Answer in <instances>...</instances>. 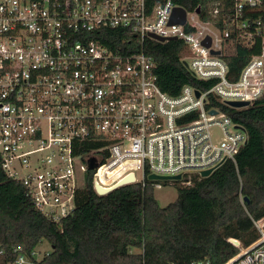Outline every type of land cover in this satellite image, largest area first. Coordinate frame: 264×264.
<instances>
[{"label": "built area", "instance_id": "built-area-1", "mask_svg": "<svg viewBox=\"0 0 264 264\" xmlns=\"http://www.w3.org/2000/svg\"><path fill=\"white\" fill-rule=\"evenodd\" d=\"M176 8L185 12L183 24L170 21ZM103 30L129 35L139 50H110L94 36ZM147 41L181 42L182 64L194 79L213 83L210 89L163 93L142 50ZM237 46L257 54L231 80L225 58ZM263 95L264 0H218L192 10L172 0H0V168L51 221L71 214L90 173L92 187L110 188L133 174L128 185L159 190L165 183L188 187L192 175L226 161L235 165L246 133L208 108L209 96L230 108ZM260 221L253 222L259 238L223 264H264ZM49 254L15 247L0 249V260L41 264Z\"/></svg>", "mask_w": 264, "mask_h": 264}, {"label": "trees", "instance_id": "trees-1", "mask_svg": "<svg viewBox=\"0 0 264 264\" xmlns=\"http://www.w3.org/2000/svg\"><path fill=\"white\" fill-rule=\"evenodd\" d=\"M172 1L192 10L218 0ZM94 36L112 51L139 50L135 40L119 30ZM142 50L154 62L163 93L176 96L184 86L205 92L213 84L194 79L186 70L181 62L185 48L179 41H147ZM255 54L256 48L237 46L235 54L225 58L229 78L234 80ZM208 108L219 109L243 128L246 144L236 154L235 165L226 161L208 177L192 175L188 187L173 185L175 201L165 207L157 204L149 183L98 196L90 173L71 214L54 222L38 212L22 185L0 168V249L21 247L28 252L46 242L51 250L41 264H223L235 256L238 249L228 239L248 247L259 238L253 222L264 219V95L242 109L220 105L209 96Z\"/></svg>", "mask_w": 264, "mask_h": 264}, {"label": "water", "instance_id": "water-1", "mask_svg": "<svg viewBox=\"0 0 264 264\" xmlns=\"http://www.w3.org/2000/svg\"><path fill=\"white\" fill-rule=\"evenodd\" d=\"M184 20H185L184 10L181 8L174 9L173 14L171 16V20H170L171 23L183 24ZM203 44L206 47H209L210 40L207 38ZM211 53L213 55H218V52H211ZM196 95L198 96V93H196ZM227 105L233 109H242V108L248 107L249 104L247 102H228ZM211 114H214V112L212 111ZM95 167H96V164H94V161L90 160L89 161V169H93ZM211 173H212V170L203 171L200 173V176L205 178V177H208ZM148 180H151V181L179 180V176L168 178V177H159V176H155V175H149ZM133 182H134V176H133V174H129L127 177L123 178L122 180H120L114 186H112L110 188H102L97 183L93 184V188H94L96 195L105 196V195L113 192L114 190L119 189V188L124 187V186H127L128 184H131ZM259 224L261 226L264 225V219H262ZM228 243L231 244L235 248L240 246V243L234 239H228Z\"/></svg>", "mask_w": 264, "mask_h": 264}, {"label": "rangeland", "instance_id": "rangeland-1", "mask_svg": "<svg viewBox=\"0 0 264 264\" xmlns=\"http://www.w3.org/2000/svg\"><path fill=\"white\" fill-rule=\"evenodd\" d=\"M212 133L214 137L220 136L219 130L217 128L212 130ZM153 196H154L155 201L160 207H165L169 203H172L175 201L176 187L171 184H165L164 186H162L161 189L154 190ZM50 250H51L50 246L46 242L40 243L37 247V251L42 252V253L50 251Z\"/></svg>", "mask_w": 264, "mask_h": 264}]
</instances>
